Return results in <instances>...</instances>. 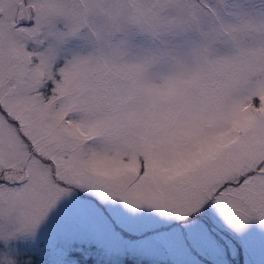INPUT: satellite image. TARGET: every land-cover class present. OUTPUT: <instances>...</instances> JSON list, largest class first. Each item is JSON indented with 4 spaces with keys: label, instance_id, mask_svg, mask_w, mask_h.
<instances>
[{
    "label": "snow or ice",
    "instance_id": "snow-or-ice-1",
    "mask_svg": "<svg viewBox=\"0 0 264 264\" xmlns=\"http://www.w3.org/2000/svg\"><path fill=\"white\" fill-rule=\"evenodd\" d=\"M0 264H264V0H0Z\"/></svg>",
    "mask_w": 264,
    "mask_h": 264
}]
</instances>
